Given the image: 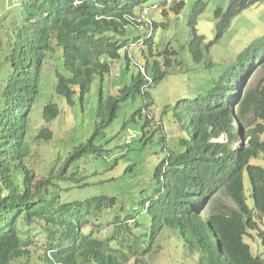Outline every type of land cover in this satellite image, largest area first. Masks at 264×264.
<instances>
[{
  "label": "trees",
  "instance_id": "1",
  "mask_svg": "<svg viewBox=\"0 0 264 264\" xmlns=\"http://www.w3.org/2000/svg\"><path fill=\"white\" fill-rule=\"evenodd\" d=\"M108 1L115 4L118 0H28L23 5L24 18L14 40L7 45L0 40V82L4 84L0 91V264H10L25 255L23 248L28 246L29 239L23 238L43 223L48 239L58 241L55 230L63 234L69 245L66 251L55 254V262L124 264L129 261L127 253L111 248L109 241L97 242L79 233L77 228L83 219L73 222L68 216L77 203L59 205L58 196L65 181L77 187L83 186V182L88 185L86 181L92 176L83 177L79 165L86 166L87 157L106 152L102 146L95 145L96 138L111 125L123 103H135L139 98L147 105L148 100L152 102L146 77L157 85L165 78L166 71H161L158 64L147 63L145 73L139 71L132 76L118 96L104 98L100 93L94 133L89 138L80 137L79 133L81 143L70 150L62 167L40 166L34 146L37 141H49L53 137L46 127L36 135L37 120L50 124L61 115V109L52 102L39 110L43 99L40 77L45 64L56 54L55 48L62 49V65L70 75L66 77L56 71L54 88L67 108H75V98L79 96L82 100L89 93L95 77L109 73L105 59H119L121 42L126 43L127 30L133 28L126 19L132 12L131 8L108 9L95 5ZM126 1L134 4L140 0ZM236 2L232 0L230 6ZM198 10L201 13L203 5ZM220 14L217 10L216 16ZM192 37L189 48L193 61L198 63L203 56V42L196 32ZM252 60L248 51L232 67L231 76L242 81L251 70ZM164 66L169 68L170 61L165 60ZM15 72L14 81L11 76ZM234 118L244 130L246 145L232 151L230 143L210 142L223 133L232 138ZM76 136L74 133L71 141ZM167 153L168 166L164 172L156 170V189L148 201L147 212L152 223L178 230L190 253L199 255L198 264H264L244 241L248 232L257 231L258 220L264 218V64L253 83L227 106L219 101L203 109L196 105L188 124V136L179 138ZM252 161L263 163L252 164ZM245 176L251 184L252 208L245 198ZM221 195L228 197L235 208L221 205L219 200L213 203ZM94 202L99 204L98 199Z\"/></svg>",
  "mask_w": 264,
  "mask_h": 264
},
{
  "label": "rangeland",
  "instance_id": "2",
  "mask_svg": "<svg viewBox=\"0 0 264 264\" xmlns=\"http://www.w3.org/2000/svg\"><path fill=\"white\" fill-rule=\"evenodd\" d=\"M18 1L0 0V15L4 11L13 14ZM228 1L208 0L205 11L198 18L196 25L197 33L205 38V45L211 43V47L208 50L209 55H205L201 63H195L188 51L187 22L190 16L189 9L186 11L182 10L178 15L172 14L166 20L159 13L152 12L148 15L156 23L164 21L169 23V27L166 30L159 28L155 33L156 50L161 52L169 47V49L176 52V55L172 56L170 73L156 88L151 89L154 106L150 109H152V113L154 114L153 122L155 125H159V117H163L165 122L174 121L173 111L163 113L165 106H173L178 99L186 97L192 89H196L198 92L202 91L196 85L199 80L201 84H204L207 79H211L214 85L220 80L229 66L235 62L241 51L252 41L264 37L263 0L256 6L242 10L232 21L224 37L220 41H216L214 11L217 8L226 11L229 4ZM7 25L8 22H0V28H5ZM145 29L146 27L144 26L143 29L140 28L136 32L139 37H143L142 30ZM3 32L0 29V36L2 37ZM153 43L155 45L154 39ZM129 46V52L127 53L128 57H133V63L127 68V63L124 60V51H122L121 58L118 60L110 62L106 59L107 63L111 66V72L103 75V79L96 77L91 85L90 92L82 100L79 96L75 98L76 107L74 111L68 109L69 116L67 121L65 119L67 110L65 109H63L64 113L62 117L60 116L50 124H45L42 119L37 120L34 127L37 131L36 134L43 127L53 132L51 140L34 143V146L37 148L36 155L40 161V166H45L46 168L52 166H56L57 168L62 167L70 150L81 143L80 137L85 136L89 138L94 133L96 124L98 123L95 114L100 93L104 98L119 94L120 88L128 85L131 82V77L137 74V67L134 63L137 62L141 65L144 62L141 50L132 47V44ZM145 49L147 51L146 47ZM208 58L213 62V68L210 71L205 68V62ZM54 59L44 69L42 78L43 99L39 104V110L49 102L63 108L61 98L56 94L54 89L57 84ZM157 61L163 64L161 60ZM1 88L2 84L0 83V90ZM141 106L142 101L140 98L135 103L128 101L121 105L117 117L95 140V145L102 146L106 152L100 158L96 156L87 157L89 160H96V167L101 168L97 176H92L86 181L87 184L93 185L91 187L79 188L72 186L70 181L63 182L61 185L62 190L59 192V204H73L100 196L115 198V205L105 208L110 213V225L108 226L107 221H104L102 226H108L113 232L112 223L117 215L127 214L135 216L141 226L139 229V239L143 245L148 246L151 242L153 230L148 216L143 212L142 201L150 194L154 170L166 158L168 146L163 144L159 134H153V132L146 128L144 132L145 117L135 116L136 110ZM150 109L148 108V111ZM68 123L73 124L76 128L68 125ZM155 125L152 127L156 128ZM169 125L171 129H174V124L169 122ZM235 127V135H237L240 131L236 124ZM74 133H77L76 139L71 141ZM243 136L244 134L241 135L240 143L234 139L232 149H237L239 144L247 143V141H244ZM104 156H107L105 161ZM262 163L263 161H252V164L260 165ZM244 187L247 205L252 208L251 184L246 176ZM142 191L147 192L148 195L142 194ZM217 200L221 201V205L235 208L233 202L224 195L218 196L213 203ZM88 205V203L82 204L84 209H87ZM87 234H91L92 238L100 241L107 239L106 230L97 232L89 228ZM121 237L126 239V241L129 239L130 243H132L128 233L122 232ZM263 237L264 218L263 220H258L257 231L248 232L244 241L251 247L254 256L260 255L264 260ZM41 241L38 242L39 245L42 244ZM155 241L153 249L145 257L139 258L143 264H198L199 255L189 253L188 247L185 246L182 238L178 236L176 231L164 229ZM125 245L127 246L126 243ZM157 246H159V249H157ZM42 247L37 245L31 246L29 256L18 258L10 264H46L43 258L44 250ZM129 264H134V260L132 259Z\"/></svg>",
  "mask_w": 264,
  "mask_h": 264
},
{
  "label": "clouds",
  "instance_id": "3",
  "mask_svg": "<svg viewBox=\"0 0 264 264\" xmlns=\"http://www.w3.org/2000/svg\"><path fill=\"white\" fill-rule=\"evenodd\" d=\"M1 1H7V0H1ZM26 1H28V0H19L18 5L16 6L15 12L13 14H10V13L4 11L2 13V15H0V22H8L7 27L0 28L1 30L4 31L3 37L0 36V40L3 42V44L7 45L8 42H12L14 40L16 33H17V28L22 24V20L24 18L23 5L25 4ZM207 1L208 0H196V1H194V0H140L139 2L132 4L129 1L125 2V0H118L115 4L108 1V2H106V4L95 3V5L98 7L99 6L100 7H108V9H109V7L110 8L113 7L114 9L119 8L121 10H124L126 8H131L132 14L129 16H126V19L128 22L130 21L132 23L133 28H128V30H127V32H128L127 38L128 39L126 38V43L121 42L122 48L118 51L119 59L121 58L122 51H124L125 52L124 60L127 63V68L129 67V65H131L133 63V57L132 58L128 57V53H127V52H129V50H128L130 47L129 45L132 44V47L141 50V54L144 58L143 64L140 65L137 62L134 63V65H136V67H137V72L141 71L142 73H145L144 65L147 63H149L150 65L158 64L159 69L161 71H166V76H165V78H166L167 75L170 73V67L172 64V56H175L176 52L169 49V47H167L166 49H164L161 52L157 51L156 50V41H155L154 36H156L155 33L159 28L166 30L169 27V23L167 21H164L161 23H156V22H154L153 18L148 17V15L152 12L159 13L162 16V18L164 20H166V19H169L172 14L178 15L182 10L186 11L187 9H189L188 12L190 13V16H189L188 22H187L188 37H189L188 51L191 54L189 44H190L191 40H193V37H192L193 34L196 32V35L198 37L202 38V42H203L202 46H201L203 56H202L200 62H198V63H201L203 61L205 55H209L208 50L211 47V43L208 45H205V38L197 33L196 25H197L198 18L203 14V12L206 9ZM231 1L232 0L228 1L229 4L227 6L226 11H223L221 8H217L214 11V18L216 20V38H215L216 41H220L224 37V35L228 32L232 21L240 14V12L242 10L249 9L253 6H256L257 4L262 2L263 0H259V1L247 0L245 3H242L239 0H236L238 2H236L235 6H233V7L230 6ZM199 5H203V10L201 13L198 10ZM217 10L220 11V13H221L220 16H216ZM137 13H139V15H137ZM224 15H225V17L223 18ZM144 26L146 27V29L142 30L143 31V37H139V35L136 32L139 31L140 28L143 29ZM192 29L194 30V33L192 32ZM153 39H154L155 45L153 43ZM262 42H264V37L261 39L252 41L243 51H241L238 54L235 62H233L229 66L227 71L221 76L220 80H218L214 85L212 84L213 81L211 79H207L204 82V84H201L200 80H199L196 83V85L200 89H202V91L198 92V91H196V89H192L191 92L188 95H186V97H184L182 99L181 98L178 99L173 106H170V105L165 106L163 108V113L173 111L174 118H175L174 121L165 122L163 117H161V118L159 117V121H158L159 125H155V123L153 122L154 114L152 113V109H150V108L151 107L153 108L154 100H153V97L151 94V89L156 88L165 78L163 80H161L157 85H153L151 80L146 77L147 84L150 85L149 88H147V91L151 96L152 102H150V100H148L149 104L147 105V103L141 99L142 106L138 110H136V112L137 111H141V112L139 114H136V112H135V116H139L141 118L143 116L145 117V124L143 127L144 132H145V128H146V129H149L151 132H153V134H155V133L159 134L161 136V140H162L163 144L165 146H168V148L172 147L179 140V138L182 139V138L187 137L188 136V124L192 120V118L194 117L196 105H198L200 107V109H203L209 103L219 101V102H221V104L227 106L230 101L236 99V96L241 91H243L246 87L250 86L253 83L257 73L261 70V67L264 64V44H261ZM141 47H143V48H141ZM145 47L147 48V51H146ZM55 51H56V54L53 57H51V60L53 58H55L54 59V65L56 67L55 68L56 71H58L59 73H62L66 77H70V75L64 70V67L62 65V49L56 47ZM248 51H250V58H253L252 63H251V64H253L251 67V70L249 71L248 75L242 79V81L240 79L236 80L233 76H231V69L234 65H236L238 63V61L240 59L244 58V56L246 55V53ZM107 60H109L110 62L115 61L113 59H107ZM157 60H161V62L163 64H160ZM165 60L170 61V67L169 68H166L164 66ZM105 62H106V64H108L106 59H105ZM48 64L46 63L45 67ZM108 66H109V72H111V66L109 64H108ZM45 67H44V69H45ZM22 68L23 67L21 66V69ZM205 68L209 71L213 68V62L209 58L205 62ZM6 69L8 71L9 65H6ZM44 69H43V72H42L41 77H40L41 88H42V78H43V74H44ZM56 71H55V77H56ZM21 72H19V73H21ZM16 76H17V74L15 72L12 74L11 79H13L15 81L17 79ZM97 77H100L103 79V76L102 77L97 76ZM0 83L2 84V88L0 91H2L4 84L2 82H0ZM120 90H121V88H120ZM120 90H119V93H120ZM118 95L119 94H117L116 96H118ZM57 107L59 109H61V115H60L61 117L64 113L63 109L67 110L66 111L67 116L65 115L66 121H67V118L69 116L68 109H70L71 111H74V108H67L64 105H63V108L61 106H58V105H57ZM148 108L150 109L149 111H148ZM233 111H235V108L233 109ZM236 113H237V111L234 112V117H236ZM146 120L149 121L147 125H146ZM133 121H134V119H133ZM169 122H171L172 124L175 125L174 129H171ZM184 123H185V127H184ZM235 124L240 131V133H238L237 135H235V130H236ZM153 125H155L156 128L152 127ZM211 130L212 129L209 128V131H211ZM230 134H231L232 138H229L227 136V133H223L218 138H211L210 142L230 143L231 149L233 148L232 143H233L234 139L238 140L240 143L241 142V135L244 134V130L239 125L238 121L235 118L231 122ZM243 138H244V136H243ZM41 141H46V140H41ZM244 141H247V140L244 139ZM245 145L246 144H239L238 145L239 147L237 149L244 147ZM168 148H167V151H168ZM237 149H232V151H235ZM101 156H97V158H100ZM106 157L107 156H104V158H105L104 161L106 160ZM167 157H168V153H167L166 158L163 161H161L156 166V168L154 170V173L152 176V187L150 190V194L148 195L147 192L142 191V194L148 195L142 201L143 212L148 216L149 222H150L152 230H153L151 242L148 246L143 245L139 239V229L141 226H140V222L137 220V218L135 216H130L127 214L117 215L114 219V222L112 223L113 232H112V229L108 228V226L110 225V219H109L110 213L108 211H106L105 208H107L108 206L115 205V203H116L115 198H108L105 196H100V197H96V198L87 199L83 202H76L77 205H75L71 208V212L68 214V216H69L70 221H73V222H76V220L78 218L83 219V222L81 223V226H79L77 228V231L79 233L89 237L91 240H94L97 242L109 241V245L111 248L123 250L130 257L129 261L127 263H124V264H129V262L132 259L134 260V264H137V262L142 263V261H140L139 258L145 257L153 249V247L155 246L154 243L156 242L155 239L157 237H159V235L161 234V232L164 229L176 231L178 236L180 238H182L180 236L178 230L170 229V228L165 227V226H161V227L155 226L154 223H152V221L148 215V212H147L148 207H149L148 201L150 198L153 197L152 195L156 189V183L154 180V175H155L156 170L158 168L161 169L162 172H164V170L167 168V166H168L167 165V163H168ZM67 158H68V156H67ZM71 162H73V159L71 160ZM95 162H96V160L87 159V160H85L86 166L79 165V172L81 173V175L83 177L97 176L99 174V172L101 171V168H97ZM81 185H83V186H81L79 188L91 187L93 184L85 185V183L83 182ZM102 198L105 199V201L103 203L100 202L101 201L100 199H102ZM95 199L99 200V204L94 202ZM58 202H59V196H58ZM83 203L89 204L87 209H84V207L82 206ZM59 205H57V206H59ZM208 211H209V209H208ZM104 221H107V224H108L107 227L102 226ZM99 223H101V224H99ZM40 225H41V227L35 226V228L29 234H26L25 237L23 238L24 240L29 239L28 246L23 248V250H26L25 251L26 254L23 256H29L31 246H33V245H37L39 247L43 246L42 248L44 250L45 259L47 258L49 261L52 262V264H63L60 261L55 262L54 256H55V254L59 255L61 252L66 251L68 249L69 245H68L67 240L64 239L62 233H58L54 230L55 237H57L58 241L52 242L50 239H48L47 234L43 231L44 223L40 224ZM89 228H92V231H97V232H101L102 230H106L107 239L104 241H100V240L92 238L91 234H87V232L89 231ZM122 232H126L129 234L132 243H130L129 239H127V241H126V239L121 237ZM39 241L42 242L41 245L38 244ZM183 242H184L185 246H187V244L185 243L184 240H183ZM125 243L127 244V246L125 245ZM130 247H131V249H132V247H134L133 250H130ZM157 249H159V246H157ZM189 250L190 249L188 248V251ZM137 251H139V252H137ZM189 253H190V251H189ZM191 254H193V253H191ZM133 255H135V256H133ZM23 256H21V257H23ZM21 257H19V258H21ZM14 260H16V259H14ZM14 260H12V261H14ZM45 263H46V260H45Z\"/></svg>",
  "mask_w": 264,
  "mask_h": 264
}]
</instances>
